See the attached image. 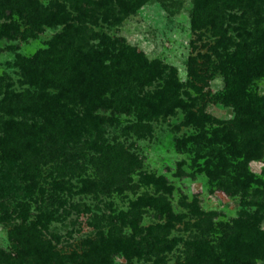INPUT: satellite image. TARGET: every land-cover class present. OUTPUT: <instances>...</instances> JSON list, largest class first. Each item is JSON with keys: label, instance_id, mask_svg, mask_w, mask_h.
<instances>
[{"label": "rangeland", "instance_id": "1", "mask_svg": "<svg viewBox=\"0 0 264 264\" xmlns=\"http://www.w3.org/2000/svg\"><path fill=\"white\" fill-rule=\"evenodd\" d=\"M98 1L82 2L86 16L78 19L68 5L72 0H0V26H10L9 35L0 34V98L7 81L3 75L9 78V91L34 92L21 82L12 64L16 55L27 58L46 49V43L63 30V24L41 25L40 31L34 26L38 15L62 4L70 17L68 23L80 35L72 37L68 52L79 43L96 46L101 37L94 34L102 35L116 40L117 48L133 49L147 61L164 66L165 75L172 69L178 86L175 96L198 122L186 123V111L180 108H173L168 115H153L140 105L162 88L166 78L162 77L141 90L131 82L127 90L144 99L130 105L128 112L98 111L101 121L89 133L81 131L72 141L61 140L56 149L52 143L55 138L47 137L52 149L44 151L46 156L38 166L33 163L28 180H20L16 164H7L0 147V250L13 254L9 231L18 225H34L49 246L46 264H192L194 242H203L216 256L222 252V241L236 232L234 221L250 216L256 209L253 204L264 201L263 192L254 193L262 190L264 182V140L259 157L245 163V174L253 181L242 190L231 185V178L239 173L232 166L242 158L230 155L222 142L227 131L239 148L257 135L252 126L257 123L256 108L264 115V78L252 77L245 86L248 98L234 107L230 95L238 92V79L229 74L226 87L220 69V64H225L228 72H233L227 59L235 44L249 32L248 44L264 29V0H250L243 9L228 10L222 8L226 0H216L199 14L195 0H142L119 23L102 20L105 13L109 17L116 14V0H102L101 7L95 5ZM212 12L222 17L216 31L203 25ZM230 14L237 19L231 21ZM223 31L231 42L217 47ZM213 47H217V54ZM117 97L123 101L122 95ZM171 103L170 98L163 101L160 109ZM246 103L250 108L242 113ZM74 109L78 113L80 106L76 104ZM249 111L248 117L245 114ZM239 115L250 118L252 125L240 131ZM259 129L264 134V125ZM176 140L185 143L178 145ZM221 157L232 165H221ZM205 166L213 171L210 176ZM30 178L32 189L27 193L24 186ZM155 178L162 183L154 184L151 180ZM147 198L153 200L150 205L143 203ZM21 208L24 217L20 216ZM262 214L258 228L264 232ZM105 240L128 241L138 254L124 257L111 245L98 255L89 251ZM252 264L264 261L256 259Z\"/></svg>", "mask_w": 264, "mask_h": 264}, {"label": "trees", "instance_id": "2", "mask_svg": "<svg viewBox=\"0 0 264 264\" xmlns=\"http://www.w3.org/2000/svg\"><path fill=\"white\" fill-rule=\"evenodd\" d=\"M85 1L87 0H72L68 3L71 10L77 13L76 18L78 19L86 16V11L80 7V4ZM247 1L251 2L250 0H226L222 8L223 10L236 7L243 9ZM116 2L118 5L116 14L109 17L105 13L102 16L104 22L112 19L113 23H119L138 8L142 0H116ZM214 2L216 0H195V12L199 14L198 11H205L209 4ZM103 4L102 0L95 3L98 7ZM16 11L20 14L22 10L16 9ZM216 15V12L208 14L203 25H208L216 31L219 27L217 21L222 20V17L218 18ZM229 18L231 21L237 19L233 14H230ZM69 19L62 4H57L54 10L48 11L45 15H38L34 26L39 28V31L41 25L56 26L58 24H63V30L46 43V49L39 50L27 58L15 56L12 66L16 68L21 82L34 89L33 93L29 94L28 90L23 93L9 91L8 87L11 86L8 82L9 78L3 75L7 81L4 83L5 89L0 98V147H2L3 157L7 164H16L15 168L20 174L21 181L28 180V177L32 176L33 163L38 166L46 156L44 151L52 149V145L49 147L46 143V139L49 140L47 137L55 138L52 143L56 149L61 140L72 141L81 131L89 133L96 129L97 123L101 121L98 111L128 112L130 105L144 99L132 95L133 90H127L131 82H135L137 89L141 90L151 81L166 77L162 88L155 91L150 99H145L140 105H145L148 112L153 115L159 112L168 115L172 113L173 108H180L186 111V123L197 124L198 122L194 113L187 110V105L175 96V89L178 86L175 83L172 69H169L165 75L164 66L154 61H147L140 52L133 49L123 46L117 48L116 40L102 35L94 34V37H101L96 46H86L85 42L79 43L72 52H68L67 48L71 47L72 37L80 36L79 30L68 23ZM192 25L194 28L197 27L194 21ZM9 27V24H2L0 34L9 35ZM70 27L73 28L69 34ZM241 35L238 34V37L241 38ZM244 35L247 36L246 38L252 36L249 32ZM246 38H242L239 43L235 44L234 52L227 59L233 72L229 73L225 64H220L226 87H229V74L238 79V92L230 95L234 107L237 103L244 102L246 97L248 98L245 86L252 77L264 78V29L256 34L248 44L245 43ZM20 39L23 40V36ZM222 42H231L225 36L224 31L219 35L215 45L220 47ZM217 47H213L215 53ZM119 95L123 96L122 102L117 97ZM166 97H169L172 103L168 108L160 109L163 101L169 99ZM119 101L121 104H118ZM262 101L264 102V99ZM76 104L80 106L78 113L74 109ZM249 108L250 106L246 103L242 113ZM260 111L261 108H256L254 111L257 123L252 126L257 131V135L242 148H239L238 142L228 131L224 132L222 137V142L227 145L230 155L242 158L240 162L232 166L236 170L239 169V173L231 178V185L238 186L241 190L253 181L251 175L245 174V163L259 157L260 143L264 140V134L259 129L264 125V115ZM249 114H251L250 111L245 115ZM251 123L250 118L237 116V126L240 131L252 125ZM184 143L185 140H176L178 145ZM220 159L221 165L225 163L228 166L232 165L228 164L224 158ZM214 168V171L217 170V166ZM204 171L207 176L213 172L206 166ZM151 181L154 184L162 183V179L159 178ZM31 183L30 178L29 184L24 186L25 192H31ZM262 192L264 193V182H262V190L254 191L255 194H263ZM152 202L151 198L143 200L146 205ZM253 205L256 209L250 216L247 215L243 220L234 221L237 230L228 239L222 241L220 254L215 256L213 252L205 249L203 242H194L195 256L191 258L192 264H252L256 259L264 261V232L259 231L258 228L263 217L262 213H264V201H257ZM20 206L24 207L21 204ZM162 212L168 218L172 217L170 211L163 209ZM24 214L25 210L21 208L20 216L24 217ZM34 229V225L28 227L18 225L9 231L8 238L13 243L14 253L9 254L0 250V264L47 263L50 255L49 246L40 239ZM108 245L120 251L124 257L138 254L128 241L123 240H105L99 246L89 248V251L98 255Z\"/></svg>", "mask_w": 264, "mask_h": 264}]
</instances>
